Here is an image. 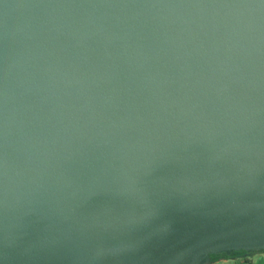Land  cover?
I'll return each instance as SVG.
<instances>
[{"label":"water","instance_id":"obj_1","mask_svg":"<svg viewBox=\"0 0 264 264\" xmlns=\"http://www.w3.org/2000/svg\"><path fill=\"white\" fill-rule=\"evenodd\" d=\"M240 250H264V0H0V264Z\"/></svg>","mask_w":264,"mask_h":264},{"label":"crops","instance_id":"obj_2","mask_svg":"<svg viewBox=\"0 0 264 264\" xmlns=\"http://www.w3.org/2000/svg\"><path fill=\"white\" fill-rule=\"evenodd\" d=\"M209 264H264V250L218 255L212 257Z\"/></svg>","mask_w":264,"mask_h":264},{"label":"trees","instance_id":"obj_3","mask_svg":"<svg viewBox=\"0 0 264 264\" xmlns=\"http://www.w3.org/2000/svg\"><path fill=\"white\" fill-rule=\"evenodd\" d=\"M238 252H244L243 250H240V251H233L232 253H238ZM218 255H225L224 253H221V254H218ZM218 255H211L210 257H215V256H218Z\"/></svg>","mask_w":264,"mask_h":264}]
</instances>
